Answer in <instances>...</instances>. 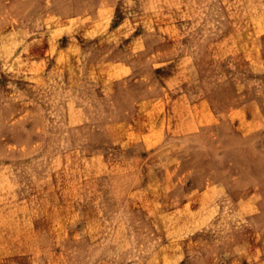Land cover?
<instances>
[{"label": "rangeland", "instance_id": "obj_1", "mask_svg": "<svg viewBox=\"0 0 264 264\" xmlns=\"http://www.w3.org/2000/svg\"><path fill=\"white\" fill-rule=\"evenodd\" d=\"M95 1L0 0V264H217L264 230V0Z\"/></svg>", "mask_w": 264, "mask_h": 264}, {"label": "crops", "instance_id": "obj_2", "mask_svg": "<svg viewBox=\"0 0 264 264\" xmlns=\"http://www.w3.org/2000/svg\"><path fill=\"white\" fill-rule=\"evenodd\" d=\"M97 3V0L95 1ZM97 5L92 8V10L97 9ZM116 15V12H114V16ZM84 16L80 15L79 17ZM92 17L91 15H89ZM117 25H115L113 28H116ZM213 189L219 190L220 187H213ZM202 193L212 194V187L209 189H206L202 191ZM253 237V236H252ZM255 238V237H254ZM233 242V248L229 255H225L224 253L219 254V260L217 264H233L236 262V255H241L242 263H244V259L249 264H264V230L261 232V235L256 239L245 237L241 239L240 237H234ZM244 246V247H243ZM243 247V249H242ZM253 257V258H252ZM222 260V261H221ZM212 264V263H209Z\"/></svg>", "mask_w": 264, "mask_h": 264}]
</instances>
